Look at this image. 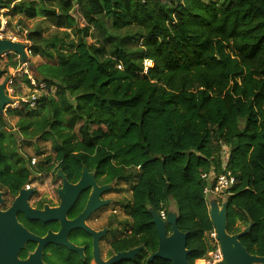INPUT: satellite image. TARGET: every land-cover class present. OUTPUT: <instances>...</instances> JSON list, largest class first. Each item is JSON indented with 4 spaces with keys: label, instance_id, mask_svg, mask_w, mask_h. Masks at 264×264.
I'll use <instances>...</instances> for the list:
<instances>
[{
    "label": "trees",
    "instance_id": "trees-1",
    "mask_svg": "<svg viewBox=\"0 0 264 264\" xmlns=\"http://www.w3.org/2000/svg\"><path fill=\"white\" fill-rule=\"evenodd\" d=\"M0 4L42 19L25 40L44 60L33 78L46 91L29 113L33 138L50 142L46 164L56 157L65 172L83 165L131 184L134 226L147 246L155 235L148 209L173 206L190 264L212 249L205 234L214 197L204 195L210 182L201 175L229 171L227 229L253 223L241 243L264 253V0ZM146 59L153 66L143 73Z\"/></svg>",
    "mask_w": 264,
    "mask_h": 264
},
{
    "label": "flooded vegetation",
    "instance_id": "flooded-vegetation-1",
    "mask_svg": "<svg viewBox=\"0 0 264 264\" xmlns=\"http://www.w3.org/2000/svg\"><path fill=\"white\" fill-rule=\"evenodd\" d=\"M0 5V41L9 40L27 47L26 43L16 41L12 36L14 31L11 22L4 21L2 13L8 10ZM30 63L31 59L27 55L26 62L21 64L14 53H0V221L3 216H7L30 236L20 249L18 258L26 260L39 249L43 264H108L121 253L137 250L133 258L113 264H161L160 258L148 261L158 250L159 236L154 227L155 235L147 246L143 241V233L135 228L129 206L131 186L128 183L111 181L102 171L83 165L79 173L65 172L56 157H52L51 167L46 164L50 160L51 145L41 135L33 138V114L29 112L35 108L27 111L25 107H13L19 94H26L19 85L20 81L28 79ZM20 73V81H17ZM24 119L27 120L24 126L26 133L22 130L23 125H19ZM32 159L35 160L34 164L31 163ZM41 165L50 170H39ZM83 168L87 169L90 178L89 187L75 194L66 212L62 209L59 193L64 187V179L58 172H62L69 186H75L81 179ZM97 189L101 191L97 192ZM95 201L96 205L90 207ZM225 201L227 198L217 199L219 209ZM207 209L209 216V205ZM149 210L158 215L153 209ZM41 215L42 219L34 218ZM75 220H78L77 228L72 226ZM252 226L251 222L236 221L233 230H240H228L226 224V233L233 236L249 228L248 234ZM212 231L215 233L213 227L205 234L212 249L193 264H206L209 254L219 248L216 233V242L209 239ZM167 232L170 233L168 229ZM242 237L238 241L249 255L264 256V253L257 255L249 252L241 243ZM221 261L222 254L217 263Z\"/></svg>",
    "mask_w": 264,
    "mask_h": 264
},
{
    "label": "water",
    "instance_id": "water-1",
    "mask_svg": "<svg viewBox=\"0 0 264 264\" xmlns=\"http://www.w3.org/2000/svg\"><path fill=\"white\" fill-rule=\"evenodd\" d=\"M1 8V5H0ZM26 45L11 42L9 40L0 41V53L12 52L19 57V63L26 62L25 50ZM29 70L35 75V67L32 63L29 64ZM58 175L61 176L64 181V187L59 191L62 198V209L66 212L70 209L75 194L80 190L89 187L90 178L87 174V169L83 168L82 175L79 183L75 186H69L62 172L59 171ZM96 189L94 188V191ZM101 189H97L100 192ZM64 192V194H62ZM96 205V201L93 202V207ZM209 219L213 229L215 230L219 248L222 254V261L217 264H264V256H251L241 246L238 239L247 234L249 228L243 230L241 233L230 236L226 233V218H227V206L228 202L225 201L219 209L217 199L211 198L209 200ZM89 205H87L88 209ZM86 209V211H87ZM151 215V224L155 227V230L159 236L158 250L149 257L148 261H152L154 258H160L162 261L169 262L171 264H189L188 255L192 252L186 249L187 233L181 232L177 228V213L174 209H169L165 220H161L158 215L149 210ZM7 213L6 215H8ZM34 218H40L34 216ZM78 220L72 222V226L77 228L76 224ZM167 227L170 229V233L167 232ZM30 238L26 235L18 225L10 220L7 216H3L0 221V264H43L40 259L39 249L35 254L31 255L26 260H20L18 253L24 246L25 240ZM137 250L121 253L111 259L108 264L116 263L120 260H128L133 258Z\"/></svg>",
    "mask_w": 264,
    "mask_h": 264
},
{
    "label": "built area",
    "instance_id": "built-area-1",
    "mask_svg": "<svg viewBox=\"0 0 264 264\" xmlns=\"http://www.w3.org/2000/svg\"><path fill=\"white\" fill-rule=\"evenodd\" d=\"M142 1L144 2L145 0ZM25 54L27 55V57L32 58L31 51L28 45L25 49ZM152 66V61L147 59L144 60L143 73H147L148 69L152 68ZM117 68L121 69V66L118 65ZM27 81L29 82V84L25 83L26 87H28L29 89L32 88V90L28 94L16 98L13 103V107L15 108L26 107L30 110L34 109L36 105H38L39 99L43 97V93L46 91L44 83L36 82L34 78L31 77H28ZM34 161L35 160L32 159L31 163L34 164ZM201 179L210 182V186H206L203 189V193L207 197V199L209 197H215L220 200L227 198L230 195L229 189L236 183L235 177L229 171H225L224 173L215 175V172L212 170L209 174H202ZM166 214L167 213L164 210H160V212L158 213V217L161 220H165ZM209 239H212L216 242L215 233L213 231L210 232ZM220 259V250L219 248H216L214 252L209 254V258L205 261V263L214 264L217 263Z\"/></svg>",
    "mask_w": 264,
    "mask_h": 264
},
{
    "label": "rangeland",
    "instance_id": "rangeland-1",
    "mask_svg": "<svg viewBox=\"0 0 264 264\" xmlns=\"http://www.w3.org/2000/svg\"><path fill=\"white\" fill-rule=\"evenodd\" d=\"M205 1H207V0H205ZM2 13H3L4 21H6V22L10 21L11 22V28H12V31H14L12 36L15 37L16 41L24 42V43H26L28 45V43L25 41V38H24L25 35H26V31H29V30L35 28L36 25L39 22L42 21V19L38 18V19H35V20H27L22 15H20L18 13H11L10 11H7V12L4 11ZM18 21L22 22V26L24 27L23 31L19 30V28L17 27ZM46 26H47L46 23L42 24V27L45 29L44 30L45 36H47V35H49L50 33L53 32L52 28H50V27L46 28ZM30 59H31V63L34 65V67H36L39 64L44 62V60L41 59V58H33L32 57ZM27 72H28V77L33 78V74L31 73V71L29 69L27 70ZM21 75L22 74L20 73L17 81H20ZM25 83H26V80L24 79V80L20 81V85L19 86L22 88V92L27 94V93H29L32 90V88L29 89L28 87H26ZM50 91L52 92V94H54V89L53 88H51ZM21 96H24V95H20L19 94L18 97H21ZM129 185L131 186V184H129ZM170 209H173V206H171ZM167 229L170 231L169 227Z\"/></svg>",
    "mask_w": 264,
    "mask_h": 264
}]
</instances>
